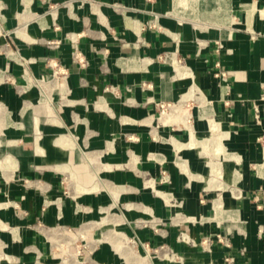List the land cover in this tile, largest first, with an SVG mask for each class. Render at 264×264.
I'll return each mask as SVG.
<instances>
[{
	"label": "crops",
	"instance_id": "obj_1",
	"mask_svg": "<svg viewBox=\"0 0 264 264\" xmlns=\"http://www.w3.org/2000/svg\"><path fill=\"white\" fill-rule=\"evenodd\" d=\"M263 88L264 0H0V264H264Z\"/></svg>",
	"mask_w": 264,
	"mask_h": 264
},
{
	"label": "built area",
	"instance_id": "obj_2",
	"mask_svg": "<svg viewBox=\"0 0 264 264\" xmlns=\"http://www.w3.org/2000/svg\"><path fill=\"white\" fill-rule=\"evenodd\" d=\"M59 75H62L63 77H65L66 73L64 71H62V70H56V71H54L53 75L51 76L50 81L51 82L52 81H57L56 79H58V77H61ZM215 76L218 77V78H220L224 82H226V80H227L226 73L223 70H220L218 73L215 74ZM40 81L41 80L36 81L35 82V85L41 87L42 84L40 83ZM226 88L228 89L227 94H229V88L228 87H226ZM67 95H68V92H62L61 95H60V97H61L60 100L63 101V102H65L66 101V98H67ZM199 95H200V97L201 96L203 97L202 93H200ZM261 101L264 103V88H263V92H262V95H261ZM169 107L170 106L167 105V104H160L161 115L167 114L168 113V110H169ZM188 107H190V106H188ZM255 117H256L257 120L260 119V117H259V110L257 109V107H256V116ZM218 240L220 242H224V239L221 238L220 236H218ZM227 246H229V245H227ZM83 249L86 250V248H83ZM83 249H82V247L79 248V252H78L79 257H78L77 261L74 264H90V261L92 259L93 252L88 251L87 254H85ZM63 264H68L67 263V260L66 261L64 260L63 261ZM226 264H232L231 259H227L226 260Z\"/></svg>",
	"mask_w": 264,
	"mask_h": 264
}]
</instances>
